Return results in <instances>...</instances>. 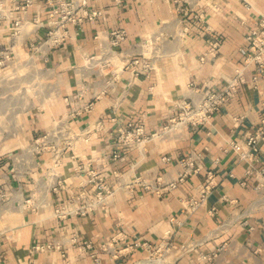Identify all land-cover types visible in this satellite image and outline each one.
Segmentation results:
<instances>
[{
	"label": "crops",
	"instance_id": "0c3cea01",
	"mask_svg": "<svg viewBox=\"0 0 264 264\" xmlns=\"http://www.w3.org/2000/svg\"><path fill=\"white\" fill-rule=\"evenodd\" d=\"M4 6L11 11L13 4L4 0ZM90 6L101 9L102 16L71 26L66 42L49 50L35 47L49 23L44 0H34L28 13L38 12L43 28L26 41H13L10 22L0 21V47L10 48L15 58L13 65L0 69H9L5 75L15 79L0 91L9 95L0 96V112L9 114L0 128V264H94L92 254L101 264H264V198L253 190V179L244 177L245 164L236 153L224 150L230 140L242 142L264 117V74L255 87L241 84L204 125L164 132L140 147L116 144L127 123L141 125L146 135L158 131L176 101H197L204 90L222 88L235 69L244 67L249 78L255 70L245 65L240 49L264 16V0H128L123 5L90 0ZM178 7L191 10L182 15ZM198 14L201 20L195 18ZM117 28L127 33L122 57H149L153 69L147 74L132 77L124 70L103 75L93 62L87 64L88 56L99 58L100 43L105 45L109 31ZM209 38L219 46L215 56L201 62ZM81 90L78 104L104 91L91 112L68 122L73 133L91 130L89 141L50 135ZM44 134L47 145L62 150L58 165L52 151L37 148ZM115 148L124 159H110ZM191 152L201 155L202 170L175 190L157 196L130 186L134 175L176 177L177 159ZM162 156L172 160L163 163ZM87 164L115 189L110 207L83 217L54 218L52 210L85 181ZM114 169L119 171L116 178ZM208 170L214 186L206 200L195 212H183L180 201L198 195L196 187ZM58 180L61 185L53 190ZM172 217L178 223L170 222ZM166 231L174 249L159 258L153 251ZM143 241L149 250L133 246ZM48 242L60 243L63 253L33 251V245Z\"/></svg>",
	"mask_w": 264,
	"mask_h": 264
},
{
	"label": "built area",
	"instance_id": "2783aa9c",
	"mask_svg": "<svg viewBox=\"0 0 264 264\" xmlns=\"http://www.w3.org/2000/svg\"><path fill=\"white\" fill-rule=\"evenodd\" d=\"M128 0H113L117 5H123ZM152 2L153 0H149ZM46 6L48 26L42 34L41 40L35 45L37 50L54 49L61 46L70 37V27H79L84 21H93L102 16V10L90 6V0H44ZM13 7L11 11L7 10L4 6V0H0V21L8 20L9 36L15 41L19 37V41H26L31 35L39 33L43 25L38 12L28 16L29 10L33 6L34 0H11ZM182 15H187L190 12V7H178ZM14 14L13 16H10ZM197 20L202 19V14L195 15ZM187 28L184 27L181 31L182 34L186 32ZM209 30V27H207ZM127 33L125 29L117 28L109 31L107 38L103 43H100L99 58L94 59L93 56L87 57V64L94 63L97 69L103 75L110 73L116 76L121 71L128 70L132 77H137L141 74H147L153 69L152 61L144 54H134L128 57H122L121 45L126 40ZM97 39V34L95 35ZM246 48L240 49L241 53L245 56V65L252 64L255 72L246 78L245 68L241 67L234 70V74L225 79V85L216 90L206 89L203 91L202 96L197 101H189L186 99H179L175 102V109L169 117L167 123L162 125L158 131L146 135L141 125H132L127 123L125 128L120 129L118 132L116 144L129 145L136 144L141 146L148 140L164 132L175 131L184 126L198 127L208 123L209 119L217 113L237 92L241 84L250 82L254 87L264 74V16H261L257 27L250 30L246 35ZM219 44L217 40L209 38L208 48L200 57L203 62L208 57L215 56V51ZM15 58L13 51L8 47H0V69L13 65ZM82 90L74 95L76 98L74 105L70 104V108L65 115L62 122H57L50 135L55 137H62L63 140L72 141L73 139H81L84 142L89 141L91 130L79 131L73 133L69 131V120L73 119L76 115L82 113H89L93 110L95 101L99 99L104 91L94 94L92 99L88 102L78 104L81 97ZM68 100V99H66ZM72 100V99H71ZM74 100V99H73ZM98 125V124H97ZM96 125V126H97ZM100 125H98L99 127ZM95 127V128H98ZM71 132V134H70ZM48 134H44L42 142L37 144L39 150H50L53 152V164L58 165L62 150L58 149L56 145H47L45 139ZM40 144V146H39ZM264 145V117H262L254 130L249 133L246 138L240 142L230 140L226 143L224 150H233L239 162L245 164L244 177L246 179H253V190L264 198V159L262 156V147ZM110 159L112 161H120L124 159V155L115 148ZM172 159L168 156H162L161 161L167 163ZM180 166V171L176 177L168 178L165 174H159L154 179H145L140 175H134L130 186L139 185L142 190L152 192L160 196L166 192L175 190L181 183L188 177L196 175L202 170L201 155L199 153L191 152L186 156L177 159ZM85 181L82 182L81 187L74 193L68 195L65 202L52 210V216L56 219H67L69 217H83L90 215L97 210H106L110 207L115 194L108 182L106 176L97 168H93L90 164L85 168ZM114 178L119 176V171L114 169L112 171ZM233 177L232 173L228 174ZM246 179H241V185L246 183ZM57 186L53 187L56 190L60 186V180L56 181ZM90 186L91 190L87 191L86 186ZM214 186V175L211 170L206 173L204 183L199 184L196 189L198 195H191L185 197L180 201L181 210L187 214L195 212L202 203L206 200L212 187ZM225 197V196H224ZM223 197V198H224ZM214 212L213 209L209 211L210 214ZM170 222H177L174 217ZM178 223V222H177ZM170 231H166L165 236L160 241L159 245L153 252L160 253L161 258L164 254L169 253L174 246L168 237ZM87 243L80 246V249L89 247ZM133 246H139L142 249L149 250L150 245L143 242L133 243ZM33 251L42 252L46 250H58L63 253V247L58 242H48L43 244H35L32 246ZM106 249V248H105ZM211 256H215L212 253ZM210 256L203 255L202 259H208ZM94 264H101L98 255L92 254Z\"/></svg>",
	"mask_w": 264,
	"mask_h": 264
},
{
	"label": "rangeland",
	"instance_id": "374dc122",
	"mask_svg": "<svg viewBox=\"0 0 264 264\" xmlns=\"http://www.w3.org/2000/svg\"><path fill=\"white\" fill-rule=\"evenodd\" d=\"M7 70H9V69H5L4 71H7ZM4 71H0V91H3L4 89H7L8 87H11L15 81V79L13 77L10 78V77L6 76ZM19 82H21V81H19ZM28 88L32 91V88H30V86ZM0 96H5L6 97L5 99H7L9 97L8 93L4 94V95L0 94ZM8 120H9L8 111H1L0 112V128L2 127L4 122L8 123ZM18 132H19V124H18Z\"/></svg>",
	"mask_w": 264,
	"mask_h": 264
}]
</instances>
